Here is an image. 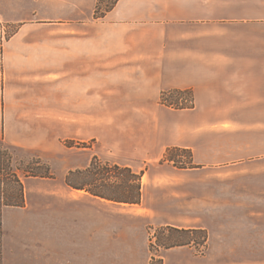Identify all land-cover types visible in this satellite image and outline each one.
<instances>
[{
	"label": "crops",
	"instance_id": "obj_1",
	"mask_svg": "<svg viewBox=\"0 0 264 264\" xmlns=\"http://www.w3.org/2000/svg\"><path fill=\"white\" fill-rule=\"evenodd\" d=\"M96 2L0 0V141L42 148L61 75L84 110L93 80L107 107L147 112L155 157L170 146L199 152L217 110L230 126L241 110L264 156V0H117L94 17ZM175 88L193 91V108L160 102Z\"/></svg>",
	"mask_w": 264,
	"mask_h": 264
},
{
	"label": "rangeland",
	"instance_id": "obj_2",
	"mask_svg": "<svg viewBox=\"0 0 264 264\" xmlns=\"http://www.w3.org/2000/svg\"><path fill=\"white\" fill-rule=\"evenodd\" d=\"M68 88L60 75L57 123L42 148L0 141L12 168L39 157L53 174L21 176L24 205L2 213L0 264H264V220L258 217L264 214V156L254 135L244 134L241 110L240 123L231 126L228 110H217L221 118L205 126L199 152L170 146L191 156L173 151L176 157L166 160L164 153L152 154L147 110L107 107L108 93H100L93 80L91 106L84 110L69 99ZM174 95L180 107L160 102L193 108L194 97L190 106V98ZM93 157L139 175V202L111 201L66 185L67 172L85 168ZM134 195L130 187L126 196ZM160 228L185 243L159 246Z\"/></svg>",
	"mask_w": 264,
	"mask_h": 264
},
{
	"label": "trees",
	"instance_id": "obj_3",
	"mask_svg": "<svg viewBox=\"0 0 264 264\" xmlns=\"http://www.w3.org/2000/svg\"><path fill=\"white\" fill-rule=\"evenodd\" d=\"M117 0H97L94 17L103 16L110 10ZM175 94H180L182 99L190 98V106L193 104L192 91L189 89H168L162 91L160 101L167 105L180 107L175 100ZM181 98V96L179 97ZM178 105V106H177ZM183 107V104L182 106ZM3 142V141H2ZM16 148L17 146L7 145ZM173 151H181L191 156V152L184 148L169 147L165 150L163 157L166 160H173L176 154ZM12 157L7 150L0 151V259H1V236H2V213L7 207H22L24 205V185L21 179L23 177H53L52 171L48 163L41 158L35 157L27 161L24 167L12 168ZM65 183L71 188L82 189L95 197L116 201L138 203L140 198V183L139 175L131 172L129 167L119 166L117 164H109L100 162L96 157H93L90 164L85 168H76L69 170L65 175ZM133 187V198H127L126 191ZM177 231L183 234H188L189 229H174L167 228V231ZM172 233H165V228H160L156 239L159 246L170 247L185 242L176 243L171 240Z\"/></svg>",
	"mask_w": 264,
	"mask_h": 264
}]
</instances>
